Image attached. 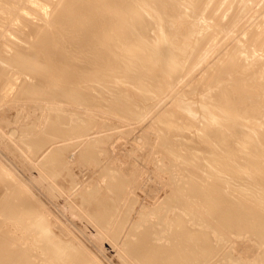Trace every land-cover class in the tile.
Masks as SVG:
<instances>
[{"label":"bare ground","instance_id":"6f19581e","mask_svg":"<svg viewBox=\"0 0 264 264\" xmlns=\"http://www.w3.org/2000/svg\"><path fill=\"white\" fill-rule=\"evenodd\" d=\"M18 1L20 0H0L1 35L5 23H9L14 12H17ZM241 1L239 5L244 6L245 3L240 4ZM24 2V7L26 4L31 7L18 10L23 9L26 15L27 9L32 12L33 9V11L40 10L43 6L51 4L52 13L50 12L49 24L42 29L39 27L34 29L35 26L32 28L37 35V40L27 42L29 45L27 50L16 48L11 55L10 50L0 44L4 50V54L0 53V60L10 64L16 73L26 72L35 79L33 86L29 83H23V86L21 84L19 92L17 89V94H14L16 98L11 95L10 99L18 100L22 93L30 88H36V93L39 92V95L36 94L34 97L35 92L32 94L31 89L32 95L29 94L34 99L44 100V102L51 99L52 104H54L52 100L58 99L74 106L73 110H70L71 107L65 110L64 107L65 109L62 108L58 112L60 109L57 106L58 111L49 112L52 111L49 108V111L39 112L42 129H36L35 136H30L23 141L28 147L26 151H29L30 158L37 160L38 156L46 152L41 160H38V167L40 171H44L46 177L57 182L56 186L63 192H66L63 189L66 185L70 183L74 185L75 179L58 181V178L63 170L69 168L68 152L81 144L80 141H68L80 138L82 133L80 124L84 121L90 131L97 127V115L89 112L100 111L125 122L138 120L144 112L137 98H150L143 81L157 84L159 95L164 96L180 81V78L188 74L187 72L199 59L205 56L217 38L224 37L223 35L227 34L230 28L239 24L240 18L239 14H235L232 16L234 18L228 22L222 21L217 11H220L221 4L228 3L224 0H59L58 2L28 0L27 3ZM37 2H39L38 6ZM232 2L234 4V1ZM249 3L251 4L250 1ZM224 7L220 9L223 11ZM229 7L228 5L227 8ZM248 7L246 5L244 8L250 11L251 7ZM232 9L223 12V16ZM42 11L45 12V9ZM25 13L20 12V15L16 13L18 14L16 22L21 24L17 26V29H13L15 31L13 33L18 39H22L18 33L20 28L23 25L27 26ZM219 13L221 15V11ZM241 13L243 11H240V15ZM207 14L211 22L201 28L197 20L203 15L207 17ZM181 18L195 20L194 26L187 28L188 31H194L188 35L192 39L185 46L184 38L179 36L184 23L175 25ZM30 24L28 23V26ZM159 24L170 27V34L177 36L178 39L168 42L158 51H150L146 48V44L153 37L158 38L155 35H157ZM207 26L213 27L212 31L202 32ZM9 31L8 29L7 32L10 34ZM254 33L255 35L251 36ZM252 34L245 39L240 38L236 48L228 52L223 61L213 64L193 86L189 87L191 93L199 97L204 96V91L207 89L209 92L207 100H210V103L181 99V104L176 111L157 117L151 124V128L156 131L155 134L161 137L160 146L166 151V154L160 153L159 158V163L164 161L163 165L166 169L160 168L161 171L164 170L162 174L170 178L173 174L172 168L183 172L181 174L183 178L180 179V184L174 183L173 178L169 179L173 181H170L165 195L164 203L167 201L166 206H168L165 213L161 214L162 211H158L159 214L156 213L157 210H161L160 204L157 205L158 209L154 207L149 210L150 207H147V211H150L148 213L154 215L153 219L144 217L147 212L146 209L144 210L145 205L143 208L145 212L141 214L142 209L141 213L139 212V219L142 218V220H137L139 222L133 224V229L130 230L131 236H128L129 238L126 236L129 241L123 238L124 243L127 244L122 245L125 246L123 249L125 253L121 251L127 256L121 258L127 257V263L131 261L133 264H215L212 262L213 257L225 253L227 259L229 258L227 255L232 253L231 249H229L231 252L222 249L224 248L221 245L223 238L227 239L230 235L244 233L248 235L245 237H249L259 247H263L258 262L257 260L255 262L264 264V46L260 45L264 28L253 30ZM10 38L12 39L11 36ZM31 50L32 52H29ZM184 52L194 56L190 60H184L181 57ZM174 66L179 68L178 73H173ZM2 71L4 68L0 64V72L3 73ZM14 81L11 77L7 84H4L6 86L4 89L11 87ZM12 86L14 87V83ZM15 86L18 88L16 84ZM37 95L39 97H36ZM7 96L10 95L7 94ZM3 98L5 99H1L4 101L0 99V102L4 103L9 99V97L6 99V96ZM24 98L27 97L24 96ZM80 107L84 108V111L80 112ZM202 113L213 117L215 122L208 123L210 121L201 119ZM171 134L179 135L175 142L169 138ZM237 139L241 140L243 145L236 146ZM107 140L108 136L96 137L93 141L87 140L83 146L85 149L80 151L78 157L83 163L97 168L101 161L100 151L97 150V146H93V143L98 141V144H101ZM22 147L24 148L23 145ZM155 158L153 162L157 161ZM243 173H249V177L244 178ZM13 181L9 174L0 170V187L4 186L5 190L12 187L11 190L9 189L10 193L0 196V264H47L49 260L52 264H57L58 260H52L54 255H57L56 259L67 258L71 264L97 263L89 258L90 254L87 257L81 252L82 249L79 250L74 243L75 240L72 242V238L69 239L68 230L63 227V224L56 225L47 221L49 214L42 212L41 208H44L42 204L26 196V191L20 185V188L17 187ZM106 184L111 190L113 189L112 192L115 193L113 196H116L118 202L119 198L124 200L123 203L119 202L125 205L121 219L115 216L118 211L116 209L117 213H115L113 209L115 207L112 208L114 201L111 202L110 208V211H113L112 214H109V211L103 213L102 209H98L104 205L106 207L104 208L108 210V199L102 197L98 198L100 201L97 200L96 181V187L91 188V193L84 189L79 191L80 196L76 195L80 199V205L86 209L94 199L95 204L97 201L103 204L100 206L97 203L99 207L96 206L97 210L94 211L90 205L93 213H89L88 216L101 230L108 232L111 240H115L117 236H121V230L131 217L128 212L133 211L136 202L133 199L129 200L132 189L129 187V180L127 181L123 176L109 174ZM134 188L136 187L133 186ZM60 189H58L59 192H61ZM73 189L67 187V191ZM89 194L92 195L89 196ZM170 200L175 204L171 205ZM108 202L109 205L110 201ZM94 203L91 204L95 206ZM168 214L172 215L166 223L168 226L163 225ZM114 216L117 219L112 223ZM27 220H31V224L28 225ZM151 221L152 224H150ZM3 227H6L5 230H2ZM18 227L26 229L30 236L38 237L36 239L39 244L36 241L37 245L35 243V246L32 245V239L30 243L26 242L29 240L27 237L26 240L24 238L27 236L26 233L22 235L23 242L19 238H13V236L11 238L12 230ZM161 232L165 234L162 235ZM20 233L22 234V231ZM59 236H64L67 240ZM218 237H220L219 240ZM240 237L236 239L240 240ZM219 243L222 248L218 247ZM119 253H121L120 250ZM33 257H39L42 260L45 258L47 261L43 260L42 263L37 259L38 263H34ZM220 262L222 263V260ZM224 262L226 264L228 261L224 260Z\"/></svg>","mask_w":264,"mask_h":264},{"label":"rangeland","instance_id":"374dc122","mask_svg":"<svg viewBox=\"0 0 264 264\" xmlns=\"http://www.w3.org/2000/svg\"><path fill=\"white\" fill-rule=\"evenodd\" d=\"M20 1H23V0H20ZM20 1H18L17 5H16L17 12L15 11L14 12L15 14L13 16L15 18L14 19H13V17L11 18L14 21L11 20L9 23L8 22L5 23V26L3 24L5 30L3 29V34L2 35L0 34L1 35L0 40L2 39L0 41L1 46H4V47L6 46L5 48L10 50L9 54H11V55L13 54V50H15L16 48H20L21 50H27L28 46H29V45H27L28 44L27 42H32V41L37 40L36 39L37 35L35 34L34 29L38 28V27L40 29H42V28H44V26L48 25L49 24L48 21H49L50 16H51L50 12L52 11L51 4H47L46 6H43V8L45 9V12L42 11V10H44L43 8L40 10L37 9L35 11H33L34 10L33 9L32 12L29 9H27V12L30 14L27 13V15H26V13L24 12L23 9H25L26 7L29 8L30 5L26 4L25 5L26 7H24L23 5L25 4L24 1H26V3H27L28 0H24L23 1L24 3L20 2ZM58 1L59 0H55V2H58ZM225 1L228 3H226V5H225V3H224V5L221 4L220 8H223L224 6L226 8L224 7L223 11H222V9L219 8V10L221 11V15L219 13L220 11H217L218 15L221 16L222 21L224 23L228 22L230 19L234 18L232 16H235V14L236 15L239 14V17H240L239 19H241L242 21H240L238 19L239 24L237 26H235V27L233 26L232 28H230L229 32L227 34L223 35L224 37H221L222 35H220L221 38H219V39L217 38L216 42L211 46V48L205 54V56L202 59H199L198 62L190 69V71L187 72L188 74L185 73L186 75H184L182 78H180V81H178L176 83V85H174L168 91V93H166L164 96L159 95V86L157 84H153L149 81H143V83H145V85L147 86V94L150 98L149 99L137 98V101L140 103V106L142 107L143 112H144L143 115L141 117H139L138 120H135L133 122H125L124 120H122L120 118H117L113 115L104 114L100 111L89 112V113H93V114L97 115V127H96V129L90 131L89 127L86 126L85 121H84L80 124L81 125L80 130L82 132L80 138H76V139H73L71 141H68V142H79L80 141L81 144L79 146H76L75 148H73L72 150H70L68 152L69 154L67 156V161H68L69 168L66 170H63L60 177L58 178V181H69V180L75 179L74 185L72 183H70V185H66L63 188L64 190H66V192L65 191L63 192L62 189H60L58 186H56L57 182H54V180H52L51 178L49 179L48 177H46L47 175H45L44 171L43 172H42V170L40 171V168L38 167V164H39L38 162L41 160L42 156H44V153H46V152L41 154V156H38L40 158L37 157V160L30 158L31 155H30L29 151L28 152L26 151V150H28V147L23 143V141H24V139L26 140L30 136H35L37 130L42 129V124L40 123L41 121L39 119L41 113H39V112H41V111L46 112V111H49L50 109L52 111H49V112H53L55 110L58 111L59 109L60 110L58 112H60L62 110V108H64V107L66 108V109L64 108L65 110H67V108L69 110L70 107H71L70 110H73L74 106H72L71 104H68L69 102H67V103L61 102V100L58 101V99H54L56 101L52 100V102H54V104L50 103L51 99L46 100V102H44V100H40V99L38 100L37 98L34 99L31 96L34 92L35 93L33 94V96L36 94L39 95V92L36 93V90H35L36 88H30L31 90H33V92L30 89L27 90V88H26L27 94H26V92L22 93V95H20V97H21L20 99H18V100L13 99V98H16V95H14V94H17V91H16L17 89L19 92V88L21 87V84L23 86L24 84L29 83V85L33 86L35 84V81H34L35 79L31 78V76L29 74H27L26 72L16 73L10 64L6 63L3 60H0V64L4 68V71H2L3 73L0 72V96H2L1 97L2 99H5V98H3L4 96H6V99H7V97H9V99H7L6 102H4V103L0 102V129H1L0 130V170L4 173H7L10 175L12 178V181L14 180L13 182H15V184H17L16 186L19 188L21 186V188L26 191V194H25L26 196H28L30 199L34 198V199H32L33 201L36 200V202H38V204L39 203L42 204V206L44 207V208H41L42 212L44 211V214L46 213V215L49 214L48 215L49 220L47 219V221H51L56 225L63 224V227H65L68 230L67 234L70 237V238L69 237L68 238L69 239L72 238V242H73V240H75L74 243L79 248V250L82 249V251L81 250L80 251L83 254H85L87 257H89L91 255L92 257L90 256L89 258L92 261L94 260L95 263L97 262L98 264H124V263L133 264L131 261L130 262L128 261V263H127V260H126V259H128L127 257H125V259L123 258L124 260L121 258V257L127 256V255L123 254V253H125L123 251L125 246H122V245L127 244V243H124V240L128 236L129 237L131 236L130 230L133 229V224L142 220V218L139 219V217H140L139 212L141 213V211L144 208V205H145L144 210L146 209L145 211H147L148 206L150 207V208L148 207L149 210H151V208H154V207L157 208V205L159 206V204H160L159 209H161V210H157L156 213L159 214V212H161V211H162L161 214L165 213V210L167 209L166 207H168V206H166L167 201L164 203V200H165V195L168 192V186H170L169 184H170L171 180H169V179L173 178L174 181L173 180L172 181L174 183L176 182V184L181 183L180 179L183 178L181 176V174H183V172L181 173V172L175 171L174 169L171 168V172L174 175L171 174V172H170V174H171L170 178L165 177L164 174H162L164 172V170L163 171H161V170L165 169V167L163 165L164 161L163 162L160 161L162 164L159 163V158L161 157L160 153L166 154V151L164 148H162L160 146L161 137L160 136L158 137V135L155 134L156 131H154V129L151 128V124L155 121V119L157 117L164 116V114H168L171 111H176V109L181 104V99L197 100L196 102H198V103L205 102V101H206V103H210V100H207V95L209 93L207 89L204 91V93H205L204 96L199 97L196 94L191 93L189 87L193 86L198 81V79L201 76H203L210 69V67L213 64H215L218 61H223L226 58L227 53L236 48L237 43H238L240 38L245 39L247 36H250L252 34L253 30L256 31V29L264 28V4H263L264 0H247V2H246V0H245V2H244V0H242V1L238 0V2H237V0H230L231 2L229 0H224V2ZM232 1H234V4ZM239 1H241L240 4L244 5V3H245V5L244 6L239 5ZM249 1L251 2V4L249 3ZM257 2H258V4L260 3L259 4L260 6H258ZM252 3L257 4V5H254ZM261 3H262V6H261ZM36 4L38 6L39 2H37ZM227 4L230 6L229 8H227L228 7ZM233 5L237 6V7H234ZM238 5H239V8H238ZM246 5H247V7L249 5L248 8L251 7L250 11H249V9L244 8V7H246ZM253 6H255V7H253ZM9 8H11V7H9ZM21 8H23V9L18 10ZM230 8L231 9L233 8V9L231 11H228L227 15L223 16V14H224L223 12H226L227 9L229 10ZM258 8H259V10H257ZM244 10L246 12H244ZM19 11L21 12V14L25 13L26 16L24 15L25 16L24 18H27V19H25V21L27 22L26 23L27 26L23 25L18 32V33H20L19 36L22 39H18L15 36V33H13V32H15L13 29H17V26H19V24H21V23L16 22L18 14L20 15ZM238 11H239V13H238ZM240 11L241 12L243 11V13H241V15H240ZM1 13L2 12L0 11V14ZM16 13H18V14H16ZM230 14H231V16H230ZM243 14H245V15H243ZM205 15L201 16V17H203V19L200 17L202 20L200 18H199L200 20L199 19L197 20L199 22V24H201L200 25L201 28L203 25L206 26L209 22H211V20L209 19L210 18L209 14H207V17ZM242 15L244 17H242ZM208 16H209V18H208ZM223 18H225V19H223ZM208 19H209V21H208ZM28 23L29 24L31 23L30 26H28ZM180 23H184L183 29H182L179 36H182L184 38L183 45L185 46V44L190 39H192L188 35H191V32L194 31V30L188 31L187 28L191 27L192 25L194 26L195 20H194V18H183V19L181 18L178 20V22L175 25H178ZM13 24L16 26L14 27ZM33 27H34V29H32ZM8 29L10 30L9 31L10 34L7 32ZM170 29H171L170 27L167 28V27L159 24L157 26V35H155V36H158V38L153 37L152 40L146 44V48L149 49L150 51H154V50L158 51V49H160L161 47L166 45L168 42L176 41L178 39V37L170 34V32H169ZM212 29H213V27L207 26V27L203 28L202 32H205V33L209 32L210 33L212 31ZM11 30H12L13 35L11 33ZM5 33H6V36L8 35V37L5 36ZM16 33H17V31H16ZM254 35H255V33L252 34L251 36H254ZM10 36L12 37V39L10 38ZM14 37L16 40L14 39ZM260 45L264 46V36L261 37V44ZM0 49L2 50L3 47H0ZM190 51H192L191 48H190ZM2 52L4 54V50L0 51V53H2ZM29 52H32V50ZM193 56H194V54L187 53V52H184L181 55V57L184 60H190ZM178 71H179V68L177 66H174L173 67V73H178ZM11 77L13 78V81L15 79V81L12 82V85L14 83V87L11 85L12 91L14 93H12L10 86H8V88H5L8 92L5 91V89H4V87H6V86H4V84H7L8 80ZM15 84L18 86V88L15 86ZM5 92L10 96H7V94H5ZM31 92H32V94H31ZM3 94H5V95H3ZM29 94H31V95H29ZM11 95L12 96L14 95L13 98H11L13 102L10 99ZM38 95L36 97H39ZM24 96L27 98H24ZM28 96L30 97V99ZM2 101H4V100H2ZM30 101H32V102H30ZM47 101H48V103H47ZM14 103H15L16 108L15 107L13 108ZM28 103H30V104H28ZM67 104L70 106H68ZM28 105H30V106H28ZM35 105H37V106H35ZM57 106L59 109L57 108ZM55 107H56V109H53ZM46 108H48V110H46ZM82 111H84V108L80 107V112H82ZM33 112L36 114H34ZM16 114L19 116V118ZM200 118L203 120L210 121L208 123H214L215 122L213 117H211L209 115H205L203 113H202V117H200ZM103 136H108V140L104 141L106 143L103 142L101 144H98L99 143L98 141H95L93 143V146H97V150L100 151L99 152V154H100L99 158L101 160L100 164L97 165V168H96L90 164L87 165V163H83V161H81L80 158L78 157V154L80 153L81 150L85 149L83 146L86 143V141L89 139H90V141H93L94 138L103 137ZM178 137H179V135H174V134H171L169 136V138L173 142H175V139ZM22 145L24 146V148L22 147ZM235 145L236 146L243 145V142L241 140L237 139L235 141ZM28 154L30 157L28 156ZM155 156H156V158H155ZM154 158L157 159V161L155 160L153 162ZM155 162L159 163V164L157 165ZM154 163L156 166L154 165ZM160 164H161V166H160ZM109 166H111V168H109ZM107 168H109L110 170L109 169L107 170ZM160 168H161V170H160ZM106 170L109 171L108 174H107ZM167 170L170 171V169H167ZM173 170H174V172H173ZM39 171H40V173H39ZM117 171H118V174H116ZM104 172L108 176H106ZM112 173L113 174L115 173V175L123 176L124 178H126L127 181L129 180V183H130L129 187L132 189L129 200L133 199L136 202L134 204L133 209H132L133 211L131 210L132 212H130V213L128 212V214L131 215L129 220H127L129 223L126 222L127 224L124 226L125 228L123 227V229L121 230V232H122V234H120L121 236H119V237L117 236V238L115 240L114 239L111 240V237L108 236L109 235L108 232L106 230H103V229L101 230V228L98 225H96V223H94L93 220L88 216L89 213L92 212L90 210L91 208L94 211L96 209V206H97V208L99 207L98 205L101 206L102 203L98 202V201H100L98 198L104 197V198L108 199L107 200L108 210L105 209L106 207L103 204H102L103 207L101 206L102 208L100 207L98 209H100V210L102 209L103 213L104 212L108 213V211H109V214L110 213L112 214L113 211H110V208H111V205L113 204L112 208L115 207V208H113V209H115L114 210L115 213H117V211H118V214H115V216L117 215L118 217L117 216L116 217L120 218V219L123 217L122 213L125 209V205L123 206L120 203H123L124 200H122V199L120 200V198H119V202H120L119 203L118 200H116V198H115L116 196H113L115 194L114 192H112L113 189L111 190V188H109V185L106 184V181L109 179V174L111 175ZM123 174H125V175H123ZM242 175L244 178L249 177V173H243ZM180 176H181V178H180ZM42 177H44V178H42ZM8 178L9 177L7 176V179ZM8 180H10V178ZM76 180H77V182H76ZM95 181L97 184L96 185L97 186L96 192L98 195L97 196L98 201L95 204L94 203L95 199H94L93 201L90 202L89 208L86 209L83 207V205L82 206L80 205L81 204L80 199H78V195H76V194H79V196H80L81 192L79 193V191H83L84 189L88 190V192L91 193L93 187H96ZM53 183L55 185H53ZM91 184H93V185H91ZM133 186L136 188L133 189ZM56 187H58V188L56 189ZM67 187H71V189L72 188H74V189L71 191H67ZM77 187H78V189H77ZM129 187H128V189H129ZM10 188H12V187H10ZM54 188H55V190H54ZM9 189L7 188V190H5V187L1 186L0 187V196H5L6 194L10 193L11 189L10 190ZM51 189L53 192L51 191ZM58 189H60L61 192H59ZM75 191H77V192H75ZM91 195L89 194V196H91ZM79 198H81V197H79ZM109 198H111V200ZM106 199H105V201H106ZM108 201H110L109 205H108V203H109ZM115 201L118 204V206L115 203ZM92 202L95 204V206H93L91 204ZM111 202H113V203L111 204ZM171 202H172V203H170L171 205L175 204L173 201H171ZM97 203H98V205H97ZM119 204L122 206H120ZM161 204H163V205L161 206ZM90 205H91V208H90ZM115 205L119 208H117ZM121 207H123V208L121 209ZM103 208H104V210H103ZM80 209H81V211H79ZM116 209H117V211H116ZM120 209H121V211H120ZM144 210L141 214H143L145 212ZM119 211H120V213H119ZM148 212H150V211L145 212V214ZM145 214H144V217L147 216L146 217L147 219L150 217H151V219L154 218L153 217L154 215L152 216L150 213H148L147 215H145ZM115 216L111 220L112 223H114L115 219H117ZM159 216H161V215H159ZM170 216H172V215L170 214ZM170 216L168 214L167 219H165L166 222L164 221V223L163 222H161V223H163V225L168 223L167 221L170 220V218H171ZM151 219H149V221ZM107 220H109V219L107 218ZM133 220H134V222H133ZM137 220H139V221H137ZM57 221H59L60 223H58ZM152 223L153 222L151 221L150 224H152ZM27 224L28 225L31 224V220H27ZM166 225L168 226V224H166ZM160 226H158V227H160ZM109 227H111V225ZM5 228L6 227H3L2 230H5ZM57 230L59 231V229H57ZM13 231L16 234H14ZM19 231L20 232L22 231V234ZM158 232H160V230ZM24 233L27 234L28 233L27 230L26 229L24 230L23 227L22 228L18 227L16 229L12 230L10 237L12 238V236H13V238H17V239L19 238V239H21L20 241L23 242L22 238L24 236ZM163 233H162V235L165 234V233L164 234ZM16 235L19 237H17ZM236 235H230L227 239L223 238L221 245H223L224 248H222L220 243H219L220 246H218L219 248L221 247L222 249H224L226 251H229V252L232 251L231 254L227 255V257H229V258H227L228 260L226 259L225 253H223V254H221V256L224 259H222V257L219 255L215 256L212 258L213 263L225 264L224 260L228 261L226 264H243V263L244 264H249V263L250 264H254V263L256 264L258 262V259L260 258L259 257L260 251L263 249V247H261V246L259 247L254 241L250 240L249 237H245L247 234H244V233L240 234L242 238L240 237V235H238V234H236ZM32 236L34 239L32 238ZM26 237L29 238L28 241L26 240ZM59 237L64 239V240H67V238L64 236H59ZM237 237H240V240H239V238L236 239ZM24 238H25L26 242H28V243H30L31 239L34 240L33 242L31 240V244L33 245L37 241L36 238H38V237H36L34 235L30 236L29 234H27V236H24ZM119 238H120V240H119ZM123 238H124V240H123ZM128 238H127V240H128ZM233 238L235 240H232ZM219 239H220V237H218V240ZM226 240H228V241H226ZM118 241H120V242H118ZM116 242H118V244H116ZM215 242H218V241L215 240ZM36 243L39 244L38 241ZM78 243L80 244V246H78L79 245ZM35 244H34V246H35ZM119 247H121V248H119ZM258 247H259V249H258ZM229 249H231V251ZM119 250L121 253H119ZM121 250L123 251V253ZM84 251H85V253H84ZM77 253H80V252H77ZM88 254H90V255H88ZM56 258H57V255L52 256V260H56V261L58 260L59 261V262L57 261V264H71L68 261V259L65 257H63L61 259H56ZM37 259L41 260V262L43 260H45V258L42 260V258L39 259V257H37V258L33 257V260H34L33 262L38 263ZM235 259H237V260H235ZM219 260L220 261L222 260V263ZM256 260H257V262H255ZM45 261H47V259ZM47 264H52V261L49 260L47 262Z\"/></svg>","mask_w":264,"mask_h":264}]
</instances>
